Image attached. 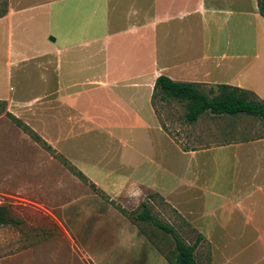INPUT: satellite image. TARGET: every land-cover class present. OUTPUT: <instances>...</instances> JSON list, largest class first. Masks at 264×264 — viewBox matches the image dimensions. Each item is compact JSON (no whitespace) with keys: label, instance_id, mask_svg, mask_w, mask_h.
Here are the masks:
<instances>
[{"label":"rangeland","instance_id":"rangeland-1","mask_svg":"<svg viewBox=\"0 0 264 264\" xmlns=\"http://www.w3.org/2000/svg\"><path fill=\"white\" fill-rule=\"evenodd\" d=\"M10 3L8 0L10 17L0 21V96L36 99L57 87L56 75L52 72L60 60L56 53L59 43L49 40L61 34L73 43L86 44V47L67 52L65 62L73 60V55L77 62L65 65L63 83L66 85L73 80V85L77 86L74 91L82 96L84 108L88 109L89 103L93 102L96 107H89L90 112L105 122L113 121L100 111L103 107L111 109L108 96L121 91L137 93V90H124L118 82L108 89L86 87L83 83L93 74H100L106 61L113 59L119 68L123 62L135 57V51L127 50L124 38L120 34L111 36L109 31L101 28L100 18L96 31L85 30L87 13L79 20L74 19L80 6L75 0H17L15 8L9 11ZM5 8L4 0H0V13ZM9 19L10 22H4ZM246 27L245 24L240 26V34L249 38L247 44L250 43L241 53L251 66L243 77H248L252 85L264 92V29L259 27L253 31L250 26ZM74 30L79 31L69 34ZM106 43L110 45L109 49L105 48ZM240 46L242 49L244 43ZM49 58L51 65L42 67L44 60ZM201 88L209 98L219 95L214 86L201 85ZM211 89L214 90L210 92ZM45 100L13 102L7 110L0 105V204L9 205L15 216L22 220L19 226L0 227V264H171L176 255L172 236L152 223L133 219L137 214L134 211L143 202L148 203L155 218L173 227L186 244L194 245L199 236L203 237L195 250L197 264H264V191H255L252 199L246 200L245 212H231L230 202L224 204L222 199L206 195L204 202L210 215L204 222L214 225L216 238L225 243V262L223 251H219L223 245L210 242L201 233V226H193L162 196L138 188L133 193L128 189L124 193L108 195L92 180L94 186L81 181L29 138L14 117L7 115L9 111L25 122L23 116L30 113L38 131L72 164L75 153L95 158L115 156L121 145L111 139L106 130L97 128L80 135H75L71 126L65 133L58 130L55 101L51 103L53 99L49 98V103L45 104ZM156 109L161 125L183 149L190 143L191 146L205 145L207 142H200V131L204 132L202 126L209 123L211 127L208 126L205 136L208 133L216 140L264 136V120L257 117L246 115L236 120L228 115L207 113L192 128L185 119L187 103H164L157 98ZM43 111L45 114L42 115ZM114 115L115 120L120 118L116 113ZM68 120H72L71 115ZM238 124H241L242 132L234 130L238 129ZM226 130H234V133L230 132L228 136ZM114 132L120 135L124 130ZM129 134V138L137 142L143 137L138 130ZM163 145L162 161L175 173L168 177L162 172L157 182L162 188L176 191L175 197H183L187 160L169 143L163 142ZM256 184L264 186V177H259ZM228 205L227 210L225 206ZM189 206L201 209L202 205L201 201H194ZM217 208L220 211L215 210ZM231 214L235 216L231 217Z\"/></svg>","mask_w":264,"mask_h":264},{"label":"crops","instance_id":"crops-1","mask_svg":"<svg viewBox=\"0 0 264 264\" xmlns=\"http://www.w3.org/2000/svg\"><path fill=\"white\" fill-rule=\"evenodd\" d=\"M75 1L79 2L80 6L78 11H75L74 19L79 20L82 14L87 13L85 30L96 31L97 20L100 18L101 28L109 31L111 36L120 34L128 45L127 50L136 52L134 58H129L119 68L113 63V59L106 61L103 71L93 74L92 78L83 83L84 86L108 89L114 88L118 82L124 90L134 89L137 93L121 91L119 94L108 96L111 109L103 107L100 111L109 115L113 121L105 122L90 112L89 107H96L93 102L85 109L82 96L74 91L77 87L73 85L74 81L70 80L65 85L62 78L65 75V65L70 62L75 65L77 62L75 55L72 56L73 60L65 62L67 52L86 47V44L73 43L70 38L59 34L55 42L59 43L56 53L60 60L56 63V70L52 72L56 75L57 87L50 88V91H45L44 95L36 99L18 100L0 96V101L6 103V108H11L13 102L29 103L39 99H46L44 102L48 104L50 98L53 99L51 103L55 101L53 105L56 106L57 128L63 133L70 126L75 135L97 128L106 130V134L121 145L114 153L115 156L95 158L75 153L72 158L74 165L108 195L124 193L128 189L133 193L136 188L156 192L193 226H201V233L210 242L222 244L223 249L219 251H223L222 258L225 259V243L216 238V227L204 222L210 215V209L207 210L204 199L208 194L222 199L224 204L230 202L231 212L246 211V200L252 199L255 191H264V186L259 187L256 184L259 177H264V136L240 139L226 137L216 140L209 137L208 133L205 136L208 126L211 127L209 123L204 124L205 127L202 126L204 132L200 131V142L207 143L198 146H191L190 143L183 149L162 128L152 104V95L157 78L165 75L175 82L240 88L253 92L259 100H264V92L252 85L248 77H243L250 70L251 64L241 53V50L249 48L250 42L247 44V41L250 39L241 36L240 26L245 24L247 28L248 25L253 31L259 27L264 29V17L259 13L258 0ZM10 2L9 11L15 8L17 0ZM7 14L0 21L10 17V13ZM6 21L11 20L4 22ZM78 31L74 30V33L69 34H77ZM49 42L53 43L50 40ZM242 42L244 46L241 49ZM109 47L106 43L105 48ZM51 63L49 58L44 60L41 66L48 68ZM64 109L68 111L63 112ZM114 113L120 118L115 120ZM69 115L72 117L71 121L68 120ZM243 116L246 115L230 117L239 120ZM46 117L48 118V114ZM201 117L190 124L192 128L200 123ZM23 118L24 124L49 143L34 125L30 113ZM240 125L234 130L242 132ZM120 129L124 132L117 135L114 131ZM134 130L143 135L139 142L129 138V132ZM234 130H226V133L229 136ZM163 142L169 143L187 160L183 197H175L176 191L162 188L157 182L162 172L168 177L175 173L170 165L162 161L160 151L161 146H165ZM194 201H201V209L199 206H189V203ZM229 207L230 205L225 206L227 210ZM215 210L220 211L218 208ZM248 217L246 215V218Z\"/></svg>","mask_w":264,"mask_h":264},{"label":"trees","instance_id":"trees-1","mask_svg":"<svg viewBox=\"0 0 264 264\" xmlns=\"http://www.w3.org/2000/svg\"><path fill=\"white\" fill-rule=\"evenodd\" d=\"M4 6H6V8L2 13H0V19L5 17L8 13V0H4ZM258 10L260 15L264 17V0H258ZM215 88H218L219 95L214 98H209L199 84L175 82L165 75H161L157 78L154 85L152 104L157 113V98L164 103H168L170 101L187 103V113L185 119L189 124H193L198 121V119L205 113L229 116L245 114L264 120V100H259L253 92L226 85H218ZM213 90L214 89H211L210 92ZM251 96L256 97V99H252ZM0 105L6 109L5 102L0 101ZM7 115L14 117V120L20 124V127L27 135H29L44 150L50 153L51 156L62 162V164L65 165L74 176L85 183L92 184L90 179L81 170H79L62 154H59L52 147V145L45 141L33 129L9 112H7ZM162 128L171 136L165 126L162 125ZM92 185L94 186V184ZM118 209H120L121 212L126 213L124 209ZM134 212H137L136 216L133 218L134 221L152 223L155 227L172 236L176 246V255L175 260L172 261L171 264H197L195 250L202 241V236H199L198 241L194 245L186 244L179 237L173 227L159 221L151 214L150 206L146 202H143L139 206L138 210ZM21 223L22 220L15 216L9 205L0 204V227L19 226Z\"/></svg>","mask_w":264,"mask_h":264},{"label":"water","instance_id":"water-1","mask_svg":"<svg viewBox=\"0 0 264 264\" xmlns=\"http://www.w3.org/2000/svg\"><path fill=\"white\" fill-rule=\"evenodd\" d=\"M50 41L55 42L56 38L55 37H50Z\"/></svg>","mask_w":264,"mask_h":264}]
</instances>
